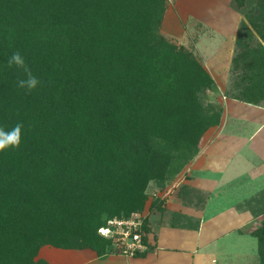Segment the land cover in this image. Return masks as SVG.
I'll list each match as a JSON object with an SVG mask.
<instances>
[{
    "label": "trees",
    "instance_id": "trees-1",
    "mask_svg": "<svg viewBox=\"0 0 264 264\" xmlns=\"http://www.w3.org/2000/svg\"><path fill=\"white\" fill-rule=\"evenodd\" d=\"M165 5L0 0V127L24 125L20 147L0 152V264H45L26 260L47 242L109 253L112 241L99 228L109 218L141 212L148 185L161 187L179 173L218 123L220 111L210 113L199 102L214 79L159 33ZM253 23L264 38V23ZM17 51L42 82L31 92L18 87L22 70L7 65ZM240 60L250 72L232 97L258 104L264 46H245L233 62ZM246 203L261 216L249 233L264 264V189ZM148 222L143 218L139 228L144 249ZM198 223L186 221L193 228Z\"/></svg>",
    "mask_w": 264,
    "mask_h": 264
},
{
    "label": "crops",
    "instance_id": "crops-1",
    "mask_svg": "<svg viewBox=\"0 0 264 264\" xmlns=\"http://www.w3.org/2000/svg\"><path fill=\"white\" fill-rule=\"evenodd\" d=\"M218 2L219 0L207 2L209 5L197 9L208 13L205 20L215 18V25L236 30L241 19L240 8L231 0L223 3V8ZM226 33L214 30V35H210L208 39L201 36V39L204 37L202 41L208 42L210 47L215 45L212 53L207 56L231 57V42L234 41L235 34L230 30ZM263 101L251 104L228 98L227 110L234 111V114L231 113L234 118L226 116L208 147L211 150H203L205 162H190L187 166V172L196 170L201 176V181L197 184L203 185V200L194 203L189 201L181 207L166 199L163 204L165 212L155 209L154 217H150L146 246L139 255H98L90 248L42 246L32 260L27 261H43L45 264L258 263L260 258L257 239L249 231L243 230L248 218L247 210L242 208L244 205L241 207V202L247 205L250 214L259 222L261 216L255 217L253 204H247L246 200L264 189ZM201 159L203 158L197 160ZM174 214H178L175 222ZM179 215L183 217L177 220ZM187 218L192 222L198 220V227L187 225Z\"/></svg>",
    "mask_w": 264,
    "mask_h": 264
},
{
    "label": "rangeland",
    "instance_id": "rangeland-1",
    "mask_svg": "<svg viewBox=\"0 0 264 264\" xmlns=\"http://www.w3.org/2000/svg\"><path fill=\"white\" fill-rule=\"evenodd\" d=\"M213 1L218 0H166L162 21L158 28L159 33L163 35L168 41L174 43L176 47H181L186 51H189L214 79V85L212 86V88L205 89L202 93H200L201 99L199 102L202 103L203 107L210 113L220 111V117L218 123L209 126L207 128L208 131H205L206 135L200 138V151L190 161L195 162V164L205 162V159L203 157V150H211L208 147L210 143H212L211 141L214 139V134L219 131L226 116L227 118H231V113L234 114L233 110H227L228 98H233L232 96L241 91L244 88L243 86L246 84L245 80L247 79L244 80L245 83L244 81H242V79L244 78V73H249L250 70L246 68L244 61L240 60L241 62H239L238 66L234 64L233 59L236 53L241 51V49L243 48L245 49V46H248L250 49L258 45L264 46V38H262L258 33V29L261 27H256L253 23H264V0H244V4L240 8V23L236 30L225 29L221 28L219 25H215V18H211L209 20L208 18L207 20L204 19L208 16V13L202 9L198 10L197 7L209 5L207 2ZM231 1L233 2V0ZM226 2L227 0H219L218 3L223 8V3ZM217 12H219V10ZM214 30L220 31L224 34H227V30H230L232 34H235V39L233 42H231L232 51L231 57L229 59L224 57L216 58L213 55L207 56L212 53L215 45L212 44V46L210 47L209 43L206 41H202V39L204 37L207 39L210 38V35H214ZM202 35H204V37L201 39ZM239 39L240 42H242V48L238 44ZM262 104L264 105V101ZM232 118H234V116ZM198 158L203 159L197 160ZM190 162L163 186L158 187L155 183L148 185V199L145 203L144 209L141 212L131 214L130 217L131 219H135L139 223L137 229L141 227L143 218H146L149 221L150 217H154L153 212H155V209L159 207L158 205L163 203L159 200H164L165 204V201L167 199L171 203L177 204L179 206L181 205V207L184 204L186 205L189 201L194 203V201H198L200 199V201L203 200V192L201 191V187L203 185L199 186L197 184V182L201 181L199 172H197L196 170L187 172V166L190 164ZM241 207L247 210L246 217L248 218V221H246V224L243 226V230L251 232L252 229L259 225V222L254 219V217L252 216L253 214H250V210L247 208V205L244 202H241ZM106 216V213L103 214L104 218ZM115 219L118 220L119 218H109L102 226H108L109 232L102 233L99 230L98 232H100L103 236L110 238L112 241L111 245L107 246V250L109 251L108 254L117 253L121 255H129V253H124V245L120 240H118V230L120 229V227L119 225L117 227V225L112 222ZM147 225H150V222H148ZM42 246H54L67 249L90 248L88 246L61 247L47 242L38 245V248L36 249V251H33L31 256L36 255L39 248H41ZM90 249L94 250L92 248ZM25 259L27 258H25L24 256V260L22 261H25ZM241 259L243 260V258ZM218 262L219 264H243V261ZM244 263L260 264L259 261L258 263L256 261H245ZM52 264L56 263L52 262Z\"/></svg>",
    "mask_w": 264,
    "mask_h": 264
},
{
    "label": "clouds",
    "instance_id": "clouds-1",
    "mask_svg": "<svg viewBox=\"0 0 264 264\" xmlns=\"http://www.w3.org/2000/svg\"><path fill=\"white\" fill-rule=\"evenodd\" d=\"M8 67L15 66L17 69L22 70L25 78L19 79L17 81L18 87L21 89H27L31 92L34 89H37L41 84V80L33 75L31 68L25 61V58L21 55L20 52H14L7 61ZM23 123L18 122L11 128L0 127V152H3L9 148H19L22 141L23 135Z\"/></svg>",
    "mask_w": 264,
    "mask_h": 264
},
{
    "label": "built area",
    "instance_id": "built-area-1",
    "mask_svg": "<svg viewBox=\"0 0 264 264\" xmlns=\"http://www.w3.org/2000/svg\"><path fill=\"white\" fill-rule=\"evenodd\" d=\"M112 222L115 223L117 227L118 225L120 227L118 230V240H120L124 245V253L132 255L135 250H142L144 248L142 235L139 229H137L139 223L135 219H115ZM99 231L102 233L109 232V227H100Z\"/></svg>",
    "mask_w": 264,
    "mask_h": 264
}]
</instances>
